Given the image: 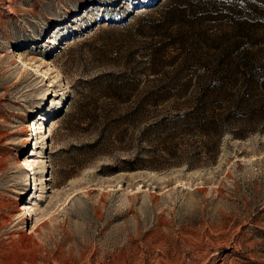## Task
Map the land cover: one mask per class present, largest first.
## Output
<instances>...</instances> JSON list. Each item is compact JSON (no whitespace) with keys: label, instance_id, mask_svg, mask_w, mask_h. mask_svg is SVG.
<instances>
[{"label":"rangeland","instance_id":"1","mask_svg":"<svg viewBox=\"0 0 264 264\" xmlns=\"http://www.w3.org/2000/svg\"><path fill=\"white\" fill-rule=\"evenodd\" d=\"M0 264H264V0H0Z\"/></svg>","mask_w":264,"mask_h":264},{"label":"trees","instance_id":"2","mask_svg":"<svg viewBox=\"0 0 264 264\" xmlns=\"http://www.w3.org/2000/svg\"><path fill=\"white\" fill-rule=\"evenodd\" d=\"M237 59L245 61L247 56H240ZM259 69H261V66L257 67L256 73L260 72ZM208 72L209 73H205L204 76L208 83L200 87L198 96L193 100L194 104L190 105L191 108L185 112L171 114L158 123H167L165 121L169 120V124L176 122L183 125L185 128H191L202 137L200 147L203 148V151L207 154H213V150L215 152L223 133L230 128L224 123L225 120L234 117L236 113L233 109L232 111L230 110L233 103L226 97L229 89L231 90L235 87H230L229 76H224L222 73L217 75L218 71L212 72L208 70ZM254 75L255 73H252V76ZM249 88L252 89V86ZM177 93V91L172 92L170 89L160 87L151 91L149 95L156 94L157 97H160L164 95H175ZM240 107L237 106L238 109H240ZM241 110H245L244 107H242ZM119 117L124 116L121 114ZM177 118H179V121H173Z\"/></svg>","mask_w":264,"mask_h":264},{"label":"bare ground","instance_id":"3","mask_svg":"<svg viewBox=\"0 0 264 264\" xmlns=\"http://www.w3.org/2000/svg\"><path fill=\"white\" fill-rule=\"evenodd\" d=\"M47 130H45V132H46ZM47 135V134H46ZM25 165V164H24ZM24 193H25V191H23ZM17 208L20 210V206H17Z\"/></svg>","mask_w":264,"mask_h":264}]
</instances>
